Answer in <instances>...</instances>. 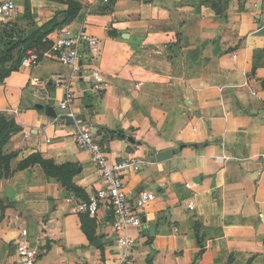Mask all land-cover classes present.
<instances>
[{
  "label": "crops",
  "instance_id": "obj_1",
  "mask_svg": "<svg viewBox=\"0 0 264 264\" xmlns=\"http://www.w3.org/2000/svg\"><path fill=\"white\" fill-rule=\"evenodd\" d=\"M73 1L82 9L67 27L84 26L98 52L82 48L74 71L42 56L48 48H34L27 54H40L37 66L0 82V116L21 128L2 150L16 156L10 176L0 178V264H21L18 243L38 250L35 264L122 257L106 208L88 216L91 243L82 230L87 215L73 212L104 184L59 109L67 91L70 109L111 163H145L124 175L131 196H156L141 229L129 231L136 241L131 264H264V0H113L107 8L100 0ZM52 3L18 0L17 18L0 19V31L27 12L48 31L49 11L67 9ZM51 101L55 118L46 114ZM152 150L171 157L158 162ZM34 157L80 171L66 186Z\"/></svg>",
  "mask_w": 264,
  "mask_h": 264
},
{
  "label": "built area",
  "instance_id": "obj_2",
  "mask_svg": "<svg viewBox=\"0 0 264 264\" xmlns=\"http://www.w3.org/2000/svg\"><path fill=\"white\" fill-rule=\"evenodd\" d=\"M17 1L0 0V19L10 21L17 18L19 14ZM100 1L102 5H106L110 0ZM11 27L12 23L9 22L7 29H11ZM45 42L47 39L43 40V43ZM82 48H87L90 53L96 54L99 50V42L85 31L84 26L77 31L66 27L57 32L56 38L42 56L49 57L78 71ZM39 61L40 54L35 51L30 52L22 59L20 68L31 69L37 66ZM92 78L93 88L96 91H101L103 79L99 72L93 71ZM58 80L62 79L58 77ZM72 101L73 95L67 91L64 100L59 104V109L66 111L65 116L73 121L76 145L80 150L86 151L90 155L104 184V187L98 190L89 201L75 203L73 212L97 217L100 209L106 208L112 219L114 245L122 251V257L114 264H131V251L135 247L136 241L129 235V231L141 229L146 209L154 202L156 196L145 190L131 196L126 188L124 175L129 171H138L145 163L131 159L111 163L106 155V148L94 138L91 128L82 119L77 118L70 109ZM13 113L17 114L16 111ZM188 208L192 209L193 207L188 205ZM16 254L21 264H35L39 257L38 250L25 243H18Z\"/></svg>",
  "mask_w": 264,
  "mask_h": 264
},
{
  "label": "trees",
  "instance_id": "obj_3",
  "mask_svg": "<svg viewBox=\"0 0 264 264\" xmlns=\"http://www.w3.org/2000/svg\"><path fill=\"white\" fill-rule=\"evenodd\" d=\"M113 0H110L107 6L112 4ZM68 6L66 11L58 12L56 17H60L62 20L57 22L56 19L51 21L52 28L48 31H44L43 28H38L35 19L30 16L24 15L22 19L17 21L22 22L28 20L27 25L35 23L36 29L32 32L19 31L18 41L15 39H7V36H3L0 39V82L5 80L13 72L18 71L22 59L27 55V51L36 48V50L49 49L50 43H42L43 38L53 32L56 27L68 26L71 24L78 13L82 9V5L76 1H70L66 3ZM14 28V27H13ZM13 28L11 30H13ZM8 30V31H11ZM6 31V30H5ZM5 33V32H4ZM7 34V33H5ZM45 47V48H44ZM21 128L15 123L13 119H7L4 116H0V178L7 179L10 176V161L16 156V154L4 155L2 150L4 146L10 140L12 134L18 132ZM121 139L125 138L122 135ZM44 170L47 176L56 178L63 185L69 186L70 180L73 176L79 173L80 168H75L73 165L56 166L52 161L43 160L40 157L33 158ZM86 215V214H85ZM92 219L87 216L82 217V230L90 243L93 241V229Z\"/></svg>",
  "mask_w": 264,
  "mask_h": 264
},
{
  "label": "rangeland",
  "instance_id": "obj_4",
  "mask_svg": "<svg viewBox=\"0 0 264 264\" xmlns=\"http://www.w3.org/2000/svg\"><path fill=\"white\" fill-rule=\"evenodd\" d=\"M70 1H73V0H52V4L55 6V5H57V6H66V7H68L67 5H66V3H68V2H70ZM20 4V3H19ZM56 7V6H55ZM58 12H53V11H49V13H48V16H50L51 18H53V19H56L57 20V22H60L62 19L60 18V17H56V14H57ZM24 15H26L27 16V19L31 16V14H30V12H27V13H25ZM23 15V16H24ZM46 16H42L39 20L41 21V22H43L44 21V18H45ZM28 20H25V21H22V22H19V21H16V22H14L15 23V25H14V28H13V30H11V31H8V30H3V29H1V31H0V39L3 37V36H7V39H15L16 41H18V32L19 31H25V32H32L33 31V29L35 30L36 29V27H35V23L37 22H35L34 24H32V25H27V22ZM67 26H63L62 28L61 27H56L55 28V31L57 30H61V29H63V28H66ZM7 33V34H5V33Z\"/></svg>",
  "mask_w": 264,
  "mask_h": 264
},
{
  "label": "water",
  "instance_id": "obj_5",
  "mask_svg": "<svg viewBox=\"0 0 264 264\" xmlns=\"http://www.w3.org/2000/svg\"><path fill=\"white\" fill-rule=\"evenodd\" d=\"M46 114L48 117H51V118H55L56 115L54 113V109H53V101H51L49 103V106L46 108ZM70 121V119H68ZM72 121V120H71ZM73 123V122H72ZM128 141L133 144L134 143V140L131 139V138H128ZM152 153L155 155V159L158 161V162H161V161H164V160H167L171 157V153L170 151H165V152H162V153H156L154 150H152Z\"/></svg>",
  "mask_w": 264,
  "mask_h": 264
}]
</instances>
